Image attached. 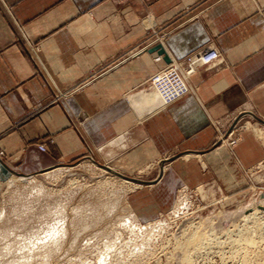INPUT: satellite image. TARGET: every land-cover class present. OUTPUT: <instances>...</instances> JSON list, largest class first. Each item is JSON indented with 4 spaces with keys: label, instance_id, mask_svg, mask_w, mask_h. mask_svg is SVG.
<instances>
[{
    "label": "crops",
    "instance_id": "1",
    "mask_svg": "<svg viewBox=\"0 0 264 264\" xmlns=\"http://www.w3.org/2000/svg\"><path fill=\"white\" fill-rule=\"evenodd\" d=\"M204 48L221 61L188 95L147 102L154 74ZM81 159L241 185L264 160V0H0V161L30 176Z\"/></svg>",
    "mask_w": 264,
    "mask_h": 264
},
{
    "label": "rangeland",
    "instance_id": "2",
    "mask_svg": "<svg viewBox=\"0 0 264 264\" xmlns=\"http://www.w3.org/2000/svg\"><path fill=\"white\" fill-rule=\"evenodd\" d=\"M236 127L218 130L214 149L233 148ZM161 167L123 173L81 159L27 180L10 173L13 183L0 181V264H264V214L252 204L264 195V160L233 188L162 182Z\"/></svg>",
    "mask_w": 264,
    "mask_h": 264
},
{
    "label": "built area",
    "instance_id": "3",
    "mask_svg": "<svg viewBox=\"0 0 264 264\" xmlns=\"http://www.w3.org/2000/svg\"><path fill=\"white\" fill-rule=\"evenodd\" d=\"M154 60L158 62L161 57L158 56ZM220 61V54L217 50L209 49L205 52H198L189 57L187 64L173 63L168 66L157 74L151 83L154 87L163 88L167 92L169 97L166 99V103L168 105L190 92L188 80L192 76L214 67Z\"/></svg>",
    "mask_w": 264,
    "mask_h": 264
},
{
    "label": "bare ground",
    "instance_id": "4",
    "mask_svg": "<svg viewBox=\"0 0 264 264\" xmlns=\"http://www.w3.org/2000/svg\"><path fill=\"white\" fill-rule=\"evenodd\" d=\"M151 92L146 96V100L148 103H151V105L155 104L156 102L158 103H161V105L163 107L165 106H168L167 103H166V99L169 97L167 92L162 88V89H159L158 87H152L151 88ZM248 127V126H247ZM254 127V126H253ZM249 128V127H248ZM254 130H257V129H254ZM262 131V130H261ZM257 133V132H255ZM262 132H260V135H261ZM257 135V134H256ZM259 135V133H258ZM261 137V136H260ZM190 157H185L184 159H189ZM110 170V169H109ZM13 174V172H11ZM11 174V176L8 178L9 179V182L13 183V181L15 179H13V175ZM55 176V175H54ZM22 178H20V180H27L28 178H25L24 176H21ZM7 179V180H8ZM133 183V182H131ZM259 193V192H258ZM262 198V199H259ZM258 198V199H257ZM257 198L255 197L254 199V202L252 203L253 206H256V211H262V213L264 214V195L263 194H259L257 196ZM253 199V198H251ZM251 203V202H250ZM249 203V204H250ZM244 207V206H243ZM255 208V207H254ZM246 218V216H243ZM225 232H228V231H225ZM245 242H248V240H246ZM251 243V242H250ZM183 260L186 262V263H189V257H186L183 258Z\"/></svg>",
    "mask_w": 264,
    "mask_h": 264
},
{
    "label": "water",
    "instance_id": "5",
    "mask_svg": "<svg viewBox=\"0 0 264 264\" xmlns=\"http://www.w3.org/2000/svg\"><path fill=\"white\" fill-rule=\"evenodd\" d=\"M100 167L109 170L108 167L105 166H100ZM11 172L12 171L3 162L0 161V181H6L10 177Z\"/></svg>",
    "mask_w": 264,
    "mask_h": 264
}]
</instances>
